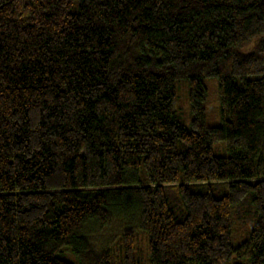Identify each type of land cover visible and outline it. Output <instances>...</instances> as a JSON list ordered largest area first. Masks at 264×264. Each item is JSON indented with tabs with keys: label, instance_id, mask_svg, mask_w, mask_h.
Masks as SVG:
<instances>
[{
	"label": "trees",
	"instance_id": "16d2710c",
	"mask_svg": "<svg viewBox=\"0 0 264 264\" xmlns=\"http://www.w3.org/2000/svg\"><path fill=\"white\" fill-rule=\"evenodd\" d=\"M0 264H264V0H0Z\"/></svg>",
	"mask_w": 264,
	"mask_h": 264
},
{
	"label": "rangeland",
	"instance_id": "374dc122",
	"mask_svg": "<svg viewBox=\"0 0 264 264\" xmlns=\"http://www.w3.org/2000/svg\"><path fill=\"white\" fill-rule=\"evenodd\" d=\"M209 102H210L211 112L217 114L219 110V102H218L217 85L215 83L210 84Z\"/></svg>",
	"mask_w": 264,
	"mask_h": 264
}]
</instances>
